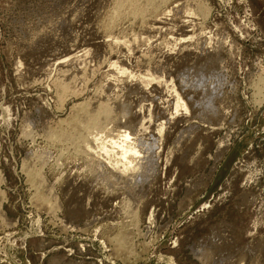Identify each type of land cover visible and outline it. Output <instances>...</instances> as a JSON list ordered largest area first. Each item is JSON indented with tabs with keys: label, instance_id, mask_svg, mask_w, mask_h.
<instances>
[{
	"label": "rangeland",
	"instance_id": "rangeland-1",
	"mask_svg": "<svg viewBox=\"0 0 264 264\" xmlns=\"http://www.w3.org/2000/svg\"><path fill=\"white\" fill-rule=\"evenodd\" d=\"M126 1L0 0V264H264V0ZM100 98L150 147L135 201L44 136Z\"/></svg>",
	"mask_w": 264,
	"mask_h": 264
},
{
	"label": "bare ground",
	"instance_id": "bare-ground-1",
	"mask_svg": "<svg viewBox=\"0 0 264 264\" xmlns=\"http://www.w3.org/2000/svg\"><path fill=\"white\" fill-rule=\"evenodd\" d=\"M127 1L126 10H128L129 7L134 13H141V8L135 3V5H131L130 2ZM158 3L155 5H158ZM119 8L120 7H118V9ZM125 8L124 5V9ZM118 13L116 14L118 15ZM72 74L74 76V73ZM73 78H66V80L64 79L65 81L62 79L64 81V83L62 82L63 86L61 85V87L59 84V92L62 95L67 92H72L73 83L71 82ZM208 103V108L212 109L211 103ZM118 110L128 111L124 104L122 105L116 101L111 102L110 100L102 103L101 98L87 103L74 104L71 107V113L64 120L58 121L56 126L46 127L44 136L46 135L50 143H57L60 148H63L65 144H69L70 147L72 146L74 152L85 157L91 171L94 172L93 174L96 172L100 177L95 175L99 177L102 182L104 181L108 184L107 187L127 188L126 193H128L129 198L135 201L140 190L142 191L145 186V182L152 175V169L150 168L152 166L151 150L150 147L144 143L143 139L134 137L133 132L125 128L127 126H125L124 129L118 130L117 125H119V122H117V125L115 124V127L117 126L116 129L112 128L113 126L110 127L109 124L115 123L113 116ZM121 125H124V123ZM121 125H119V127ZM225 137L226 138L219 140L218 149L216 151L217 159L226 152L225 149L229 145V136L226 135ZM106 138H108L107 141L105 140ZM31 154L34 155L33 153ZM31 154L29 155L28 153L29 156L25 159L23 168L30 177L29 179L32 185L36 188V193L43 191L45 193L48 192L50 195L52 190L50 191V187L46 185L47 182L43 178L40 169H35L31 159L33 156H31ZM34 156H36V154ZM44 158L45 157H41V154H37V159L35 158V160L37 163L39 162L41 164L44 162ZM1 198L2 192L0 191V201ZM42 199L44 200L43 197ZM45 199L47 201V197H45ZM128 200L126 202H128ZM1 203L2 202H0V216H3ZM133 215L134 214H132V217L130 216V220L120 225L118 232H116L113 237L117 252L124 257L135 255L136 245L135 242L132 241V236L137 226L135 225V217ZM134 225L136 226L135 228Z\"/></svg>",
	"mask_w": 264,
	"mask_h": 264
}]
</instances>
